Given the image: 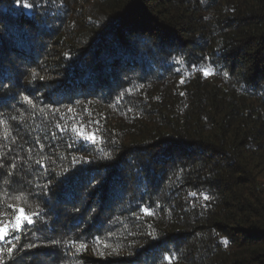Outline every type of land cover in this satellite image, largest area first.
I'll use <instances>...</instances> for the list:
<instances>
[{"label":"trees","instance_id":"trees-1","mask_svg":"<svg viewBox=\"0 0 264 264\" xmlns=\"http://www.w3.org/2000/svg\"><path fill=\"white\" fill-rule=\"evenodd\" d=\"M9 204L2 264H264V0H0Z\"/></svg>","mask_w":264,"mask_h":264},{"label":"snow or ice","instance_id":"snow-or-ice-1","mask_svg":"<svg viewBox=\"0 0 264 264\" xmlns=\"http://www.w3.org/2000/svg\"><path fill=\"white\" fill-rule=\"evenodd\" d=\"M20 0H17V3L19 4ZM25 8L30 7L29 4L25 3L23 5ZM205 75H208L209 73L205 70L204 71ZM69 111H71V109H69ZM79 126H76V130L78 131ZM78 135H80L83 139H85V141H93L95 140V137L93 134H88L85 135L83 132H79L78 131ZM205 199H207V197H204ZM16 200H20L21 197L20 196H16L15 197ZM8 207L12 210V212L14 213V215H12V217L10 219L7 220H2L0 219V241H4L5 238L9 235L10 232H18L22 229L24 224H33L34 223V217L38 215V213H29L26 211V209L24 207H17L14 204H9ZM147 212V210H145ZM0 215H7L6 213H0ZM98 239V238H97ZM8 243H12L11 241H8ZM53 243H57V242H53ZM29 247H32V245H29ZM15 248V244H12L11 247H8L6 249L8 254H12ZM86 249V245L81 243L79 245V247L77 248V251H83ZM4 249H0V252H4ZM102 254V253H101ZM165 261L168 262V264H171L172 260L175 259L174 256H168L166 255L164 257ZM0 264H2V261H0Z\"/></svg>","mask_w":264,"mask_h":264}]
</instances>
